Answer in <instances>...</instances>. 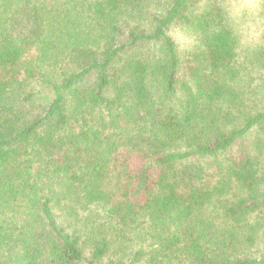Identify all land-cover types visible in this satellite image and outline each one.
Instances as JSON below:
<instances>
[{
  "label": "trees",
  "instance_id": "16d2710c",
  "mask_svg": "<svg viewBox=\"0 0 264 264\" xmlns=\"http://www.w3.org/2000/svg\"><path fill=\"white\" fill-rule=\"evenodd\" d=\"M191 2L0 0V264H264V48Z\"/></svg>",
  "mask_w": 264,
  "mask_h": 264
},
{
  "label": "clouds",
  "instance_id": "9594fccd",
  "mask_svg": "<svg viewBox=\"0 0 264 264\" xmlns=\"http://www.w3.org/2000/svg\"><path fill=\"white\" fill-rule=\"evenodd\" d=\"M212 4L231 35L239 62L243 63L249 54L264 48V0H192L185 14L204 17ZM165 37L178 54L192 53L201 46L199 34L183 22L170 24Z\"/></svg>",
  "mask_w": 264,
  "mask_h": 264
},
{
  "label": "rangeland",
  "instance_id": "374dc122",
  "mask_svg": "<svg viewBox=\"0 0 264 264\" xmlns=\"http://www.w3.org/2000/svg\"><path fill=\"white\" fill-rule=\"evenodd\" d=\"M250 138H252V137L250 136Z\"/></svg>",
  "mask_w": 264,
  "mask_h": 264
}]
</instances>
